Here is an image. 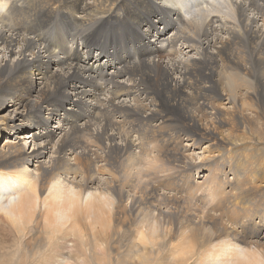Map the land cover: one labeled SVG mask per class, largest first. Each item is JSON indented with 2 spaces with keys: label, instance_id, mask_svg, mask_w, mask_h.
<instances>
[{
  "label": "bare ground",
  "instance_id": "obj_1",
  "mask_svg": "<svg viewBox=\"0 0 264 264\" xmlns=\"http://www.w3.org/2000/svg\"><path fill=\"white\" fill-rule=\"evenodd\" d=\"M129 132L222 154L177 188L264 181V0H0V225L85 242L117 227L158 193L67 177L115 166ZM249 206L236 235L264 242V190Z\"/></svg>",
  "mask_w": 264,
  "mask_h": 264
},
{
  "label": "clouds",
  "instance_id": "obj_2",
  "mask_svg": "<svg viewBox=\"0 0 264 264\" xmlns=\"http://www.w3.org/2000/svg\"><path fill=\"white\" fill-rule=\"evenodd\" d=\"M119 145L123 154L115 166L105 161L92 175L77 167L67 177L68 186L99 179L134 195L158 194L127 212L110 232L94 227L86 242L69 235L78 230L71 224L61 226L63 238L55 242L42 229L36 235L30 228L25 236L5 225L0 264H264V242H241L236 235L251 219L249 202L264 190V181L246 173L221 179L208 171L177 188L174 181L193 167L210 169L222 154H213L211 146L199 154L183 148L176 153L159 139L130 132ZM133 203L132 198L121 201L117 211L126 212Z\"/></svg>",
  "mask_w": 264,
  "mask_h": 264
},
{
  "label": "rangeland",
  "instance_id": "obj_3",
  "mask_svg": "<svg viewBox=\"0 0 264 264\" xmlns=\"http://www.w3.org/2000/svg\"><path fill=\"white\" fill-rule=\"evenodd\" d=\"M22 134H23V132H22ZM26 134V133H25ZM27 146H26V149L28 150H31V144L29 143V144H26ZM264 151V150H263ZM191 152V151H190ZM194 154H199L200 153V150H196V151H194L193 152ZM259 203H256L255 205H256V207H257V205H258ZM252 206V205H251ZM250 207V206H249ZM14 231V230H13ZM3 233H4V227L2 226V225H0V240H2V237H3ZM37 235V234H36ZM38 235H39V233H38ZM49 234H46V237H47V239L49 240V236H48ZM49 237V238H48ZM50 240H51V238H50ZM58 240H60V239H58ZM77 241H80V242H85V240H84V238H82V239H76ZM55 241H57V240H52V242H55ZM68 244L69 245H71V240H70V242H68ZM69 247H71V246H69ZM65 256L67 257V256H69V253H66L65 254ZM3 257V250H2V247H0V258H2Z\"/></svg>",
  "mask_w": 264,
  "mask_h": 264
},
{
  "label": "snow or ice",
  "instance_id": "obj_4",
  "mask_svg": "<svg viewBox=\"0 0 264 264\" xmlns=\"http://www.w3.org/2000/svg\"><path fill=\"white\" fill-rule=\"evenodd\" d=\"M166 2H168V0H166Z\"/></svg>",
  "mask_w": 264,
  "mask_h": 264
}]
</instances>
